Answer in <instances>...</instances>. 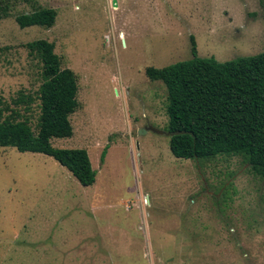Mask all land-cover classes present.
Segmentation results:
<instances>
[{"label":"rangeland","instance_id":"rangeland-1","mask_svg":"<svg viewBox=\"0 0 264 264\" xmlns=\"http://www.w3.org/2000/svg\"><path fill=\"white\" fill-rule=\"evenodd\" d=\"M37 7L50 29H20ZM0 111L40 115L42 64L25 47L54 44L78 79L73 135L96 180L83 187L51 157L0 147V264H264V184L242 157L175 158L167 91L150 81L197 55L219 63L264 52L262 0H0ZM142 130V131H141ZM106 155L101 161V154ZM79 246H97L79 261ZM84 256V255H83Z\"/></svg>","mask_w":264,"mask_h":264},{"label":"trees","instance_id":"trees-1","mask_svg":"<svg viewBox=\"0 0 264 264\" xmlns=\"http://www.w3.org/2000/svg\"><path fill=\"white\" fill-rule=\"evenodd\" d=\"M22 1L37 4V0ZM262 6L264 27V0ZM7 15L2 9L0 18ZM56 17L54 9L37 7L18 15L15 22L20 29H50ZM190 39L191 59L145 70L150 81L163 83L167 91L166 131L171 154L177 159L201 161L222 154L239 156L264 184V52L219 63L199 57L193 37ZM25 47L42 64L37 131L26 120L2 118L0 111V147L51 157L81 186H92L96 172L87 151L58 149L51 144L53 138L73 135L70 117L79 108L77 76L61 67L53 43L37 40ZM105 155L106 149L101 161Z\"/></svg>","mask_w":264,"mask_h":264},{"label":"crops","instance_id":"crops-1","mask_svg":"<svg viewBox=\"0 0 264 264\" xmlns=\"http://www.w3.org/2000/svg\"><path fill=\"white\" fill-rule=\"evenodd\" d=\"M93 247H97V246H89V247L79 246V250H77L80 252L79 261H81L82 263H85V260L87 261L89 259V257H87L85 254L87 253V251H90L91 249H95Z\"/></svg>","mask_w":264,"mask_h":264},{"label":"water","instance_id":"water-1","mask_svg":"<svg viewBox=\"0 0 264 264\" xmlns=\"http://www.w3.org/2000/svg\"><path fill=\"white\" fill-rule=\"evenodd\" d=\"M142 131V130H141Z\"/></svg>","mask_w":264,"mask_h":264}]
</instances>
